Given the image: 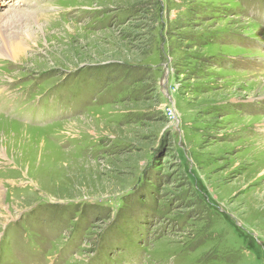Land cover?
Returning a JSON list of instances; mask_svg holds the SVG:
<instances>
[{
    "label": "rangeland",
    "instance_id": "374dc122",
    "mask_svg": "<svg viewBox=\"0 0 264 264\" xmlns=\"http://www.w3.org/2000/svg\"><path fill=\"white\" fill-rule=\"evenodd\" d=\"M0 30V264H264V0H0Z\"/></svg>",
    "mask_w": 264,
    "mask_h": 264
},
{
    "label": "bare ground",
    "instance_id": "6f19581e",
    "mask_svg": "<svg viewBox=\"0 0 264 264\" xmlns=\"http://www.w3.org/2000/svg\"><path fill=\"white\" fill-rule=\"evenodd\" d=\"M2 35V32H1V30H0V36ZM9 40L11 41V40H13V38H11L10 36H7V37H5V39H4V45H5V47L6 48H8V49H10V48H12L13 49V53H14V55L16 56L15 58L17 59V57L19 58V55L21 54V52H20V48L15 44L13 47L12 46H10L9 44H8V42H9ZM7 49H2V48H0V56H5L6 55V53H7ZM5 120V119H4ZM15 125H17L16 123H15ZM24 126V125H23ZM25 128V127H24ZM23 128V129H24ZM27 129V128H26ZM29 129V128H28ZM30 130H34V131H39L38 129H30ZM41 132V131H40ZM39 132V133H40ZM71 135V134H70ZM61 137V136H60ZM259 147H261L262 149H264V146H262L261 144L259 145ZM33 153H34V151H33ZM35 154V153H34ZM33 154V155H34ZM263 154H264V152H263ZM38 157V156H37ZM35 160V159H34ZM10 175V174H9ZM264 178V173L262 174V175H260V177H257L256 179H253L254 181H253V184H257V183H261V181H262V179ZM4 196V194H3V191H2V189H1V187H0V199L2 198Z\"/></svg>",
    "mask_w": 264,
    "mask_h": 264
}]
</instances>
